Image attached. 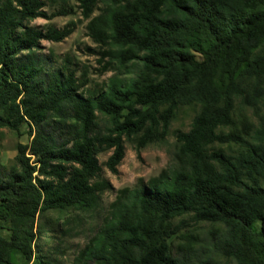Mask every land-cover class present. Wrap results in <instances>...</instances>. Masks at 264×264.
I'll use <instances>...</instances> for the list:
<instances>
[{
    "label": "trees",
    "instance_id": "obj_1",
    "mask_svg": "<svg viewBox=\"0 0 264 264\" xmlns=\"http://www.w3.org/2000/svg\"><path fill=\"white\" fill-rule=\"evenodd\" d=\"M77 2L115 71L92 96L38 52L73 23L40 29L30 22L49 20L43 1L0 0V128L26 126L31 138L0 173V264H49L39 218L94 208L114 192L97 156L111 150L104 165L117 175L125 142L137 155L163 143L183 107L196 112L174 134L172 166L115 191L73 264H264V0ZM186 220L218 226L203 256L171 252Z\"/></svg>",
    "mask_w": 264,
    "mask_h": 264
},
{
    "label": "rangeland",
    "instance_id": "obj_2",
    "mask_svg": "<svg viewBox=\"0 0 264 264\" xmlns=\"http://www.w3.org/2000/svg\"><path fill=\"white\" fill-rule=\"evenodd\" d=\"M45 3L43 11L50 17L35 19L30 22L31 26L43 29L53 26L62 29L69 23H73V33L62 42H40L39 54L46 56L53 68L66 65L75 71V77L82 88L80 92L85 96L100 93L107 85V81L115 74V71H107L105 63L100 55L101 49L96 46L87 36L86 25L89 21L82 18L77 0H41ZM70 12L68 15H60L61 10ZM94 11L91 18L96 16ZM196 112L193 107H183L177 112L170 124L169 134L161 144L145 147L137 155L130 143L124 144V158L117 167V175L111 174L105 167V162L111 154V150L97 156L102 170V176L112 185L114 192H106L101 195L98 204L87 211L69 209L62 212H47L39 222L50 233L42 237L36 244L47 254L49 264H73L78 253L83 250L88 241L98 232L108 215L109 205L115 199V191L123 188H132L138 180L144 182L156 177L162 170L172 166L173 153L175 151L176 131L186 132ZM251 120H254L249 111L244 112ZM26 126L13 132L0 128V173L8 172L16 168L15 157L17 147L28 145L30 137ZM25 157H30L26 152ZM32 160V159H31ZM218 226L206 224H193L185 221L179 224L175 235L169 240L171 252L174 256L181 252L183 247L191 250L197 257L203 256L214 241L211 234ZM7 236V232H0ZM215 235V234H214ZM224 264H232L225 262Z\"/></svg>",
    "mask_w": 264,
    "mask_h": 264
}]
</instances>
